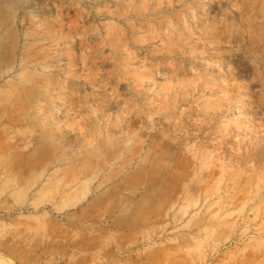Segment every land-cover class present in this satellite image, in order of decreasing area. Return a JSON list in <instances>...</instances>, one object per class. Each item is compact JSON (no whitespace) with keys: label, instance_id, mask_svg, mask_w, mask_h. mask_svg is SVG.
<instances>
[{"label":"rangeland","instance_id":"374dc122","mask_svg":"<svg viewBox=\"0 0 264 264\" xmlns=\"http://www.w3.org/2000/svg\"><path fill=\"white\" fill-rule=\"evenodd\" d=\"M0 28V242L54 209L101 230L88 264H264V0H0Z\"/></svg>","mask_w":264,"mask_h":264},{"label":"crops","instance_id":"0c3cea01","mask_svg":"<svg viewBox=\"0 0 264 264\" xmlns=\"http://www.w3.org/2000/svg\"><path fill=\"white\" fill-rule=\"evenodd\" d=\"M55 211L51 210L52 213ZM49 212L34 220L15 219L13 228L8 229L0 242V255L8 257L14 264H88L96 261L101 230L93 228L94 233L84 239L76 228L73 235L59 234V222L48 220ZM116 227L120 231L118 225ZM116 231L114 228L111 233ZM103 249L102 246L100 250Z\"/></svg>","mask_w":264,"mask_h":264},{"label":"bare ground","instance_id":"6f19581e","mask_svg":"<svg viewBox=\"0 0 264 264\" xmlns=\"http://www.w3.org/2000/svg\"><path fill=\"white\" fill-rule=\"evenodd\" d=\"M26 4H27V3H26ZM16 5H17V4H16ZM2 18H3V17H2ZM0 29H1V28H0ZM7 31H8V30H7ZM5 33H6V32H5ZM17 33H18V31H17ZM27 35H28V34H27ZM0 36H1V34H0ZM12 37H13V36H12ZM20 37H21V36H20ZM20 37H19V39H20ZM46 41H47V40H46ZM48 41H49V40H48ZM5 42H6V41H5ZM12 44H13V43H12ZM9 45H10V44H9ZM13 45H14V44H13ZM23 47H24V46H23ZM9 48H10V47H9ZM13 48H14V46H13ZM38 48H39V47H38ZM16 51H17V50H16ZM72 51H73V50H72ZM72 51H71V52H72ZM0 52H2V51H0ZM19 52H20V51H19ZM31 54H32V53H31ZM52 55H53V54H52ZM19 57H20V56H19ZM38 57H39V56H38ZM4 58H5V55H4ZM4 58H3V59H4ZM12 59H13V58H12ZM23 59H24V58H23ZM70 59H71V58H70ZM83 59H84V58H83ZM5 60H6V58H5ZM62 60H63V59H62ZM68 60H69V59H68ZM75 60H76V59H75ZM21 61H22V60H21ZM3 63H4V62H3ZM21 64H22V63H21ZM21 64H20V65H21ZM9 65H10V64H9ZM15 66H16V65H15ZM18 66H19V65H18ZM18 66H17V68H18ZM32 66H33V65H32ZM38 67H39V66H38ZM10 68H11V67H10ZM19 68H20V66H19ZM30 68H32V67H30ZM3 69H4V68H3ZM38 69H39V68H38ZM51 69H52V68H51ZM1 70H2V68H1ZM8 70H10V69H8ZM20 70H21V69H20ZM11 71H12V70H11ZM5 72H6V71H5ZM13 73H15V72H13ZM5 74H6V73H5ZM19 74H21V73H19ZM3 75H4V74H3ZM12 75H13V74H12ZM22 75H23V74H22ZM26 76H27V75H26ZM29 76H30V75H29ZM0 77H1V76H0ZM3 77H4V76H3ZM5 77H6V76H5ZM5 77H4V78H5ZM11 77H12V76H11ZM34 77H35V76H34ZM67 77H68V76H67ZM1 78H2V77H1ZM24 78H25V77H24ZM24 78H23V79H24ZM15 79H16V78H15ZM33 79H34V78H33ZM36 79H37V78H36ZM34 80H35V79H34ZM85 80H86V79H85ZM27 81H28V80H27ZM81 81H82V80H81ZM29 82H30V81H29ZM35 82H36V81H35ZM76 82H77V81H76ZM12 84H13V83H12ZM26 85H27V84H26ZM28 85H29V84H28ZM8 86H9V85H8ZM13 86H14V85H13ZM13 86H12V87H13ZM10 88H11V87H10ZM17 88H19V87H17ZM9 91H11V90H9ZM51 91H52V90H51ZM5 94H6V93H5ZM9 94H10V93H9ZM15 94H16V93H15ZM46 94H47V93H46ZM0 97H1V96H0ZM34 97H35V96H34ZM21 98H22V97H21ZM37 98H38V97H37ZM47 100H48V99H47ZM24 101H25V100H24ZM12 103H14V102H12ZM15 104H16V103H15ZM2 105H3V104H2ZM38 105H39V104H38ZM40 105L42 106L41 102H40ZM40 105H39V106H40ZM14 106H15V105H14ZM22 106H23V105H22ZM41 106H40V107H41ZM2 107H3V106H2ZM3 108H4V107H3ZM6 108H7V107H6ZM15 108H16V107H15ZM20 108H21V107H20ZM25 109H26V108H25ZM34 110H35V109H34ZM9 112H10V111H9ZM35 112H36V111H35ZM38 112H39V111H38ZM2 113H3V112H2ZM6 113H7V112H6ZM21 113H22V112H21ZM40 113H41V112H40ZM40 113H39V114H40ZM16 114H17V112H16ZM22 115H23V114H22ZM27 115H28V114H27ZM46 115H47V114H46ZM46 115H45V116H46ZM1 116H2V115H1ZM6 117H7V116H6ZM25 117H26V116H25ZM28 117H29V116H28ZM28 117H27V118H28ZM10 119H11V118H10ZM1 120H2V119H1ZM5 120H6V119H5ZM16 121H18V120H16ZM21 121H22V119H21ZM12 122H13V121H12ZM20 123H21V122H20ZM165 123H166V122H165ZM11 124H12V123H11ZM23 124H24V123H23ZM0 125H1V124H0ZM15 125H16V124H15ZM177 126H178V125H177ZM177 128H178V127H177ZM257 133H258V132H257ZM51 134H52V133H51ZM150 134H151V133H150ZM199 135H200V134H199ZM201 136H202V135H201ZM143 138H144V137H143ZM182 138H183V137H182ZM178 139H179V137H178ZM139 141H140V140H139ZM139 143H140V142H139ZM169 143H170V142H169ZM162 146H163V145H162ZM168 146H169V145H168ZM28 147H29V146H28ZM135 147H136V146H135ZM143 148H144V147H143ZM162 148H163V147H162ZM164 148H165V147H164ZM137 150H138V149H137ZM142 151H143V150H142ZM161 156H162V155H161ZM136 157H138V156L136 155ZM137 159H138V158H137ZM139 159H140V158H139ZM175 173H176V172H175ZM177 173H179V172H177ZM180 173H181V172H180ZM182 174H183V173H182ZM182 176H183V175H182ZM0 260H1L2 263H4V264H9V262H10V261H8V260L5 259V258H0ZM0 263H1V262H0ZM2 263H1V264H2ZM10 263H11V262H10Z\"/></svg>","mask_w":264,"mask_h":264}]
</instances>
